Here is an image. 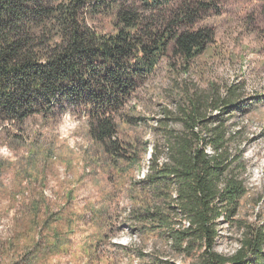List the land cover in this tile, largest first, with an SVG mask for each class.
I'll return each mask as SVG.
<instances>
[{
    "label": "trees",
    "instance_id": "16d2710c",
    "mask_svg": "<svg viewBox=\"0 0 264 264\" xmlns=\"http://www.w3.org/2000/svg\"><path fill=\"white\" fill-rule=\"evenodd\" d=\"M220 1L0 0V138L25 152L0 157V210H14L0 264H47L70 250L77 230H91L84 264L101 263L98 250L114 226L109 207L121 193L129 207L120 223L142 244L191 264H264V221L243 225L232 254L215 250L220 219L238 224L245 193L227 124L241 88L200 89L182 77L213 44L214 29L203 21L220 12ZM162 70L167 80L154 92L167 102L155 103L150 123L139 102ZM66 113L85 120L97 160L119 172L115 194L104 191L81 213L74 189L46 193L56 157L42 129L28 130L32 120L48 127ZM140 126L151 129L150 141L132 133ZM112 246L136 264H171L135 242Z\"/></svg>",
    "mask_w": 264,
    "mask_h": 264
},
{
    "label": "rangeland",
    "instance_id": "374dc122",
    "mask_svg": "<svg viewBox=\"0 0 264 264\" xmlns=\"http://www.w3.org/2000/svg\"><path fill=\"white\" fill-rule=\"evenodd\" d=\"M219 5L220 12L210 14L203 21L214 29L213 44L191 63L186 76L182 77L200 89L214 88L223 92L224 87L230 84L241 88L240 108L232 111L227 124L234 136L230 145L232 151L236 152L235 157H239V179L243 181L245 193L236 216L238 224L232 225L220 219L215 240V250L230 255L239 247L243 225L261 224L264 221V0H221ZM166 80L165 70H162L159 76L148 82L146 90L141 94L143 102L140 101L139 106L150 123L158 115L155 103L167 102L164 93L156 96L158 92H154ZM257 98L261 101L257 102ZM40 123L37 119L32 120L28 130L42 129L45 132V143L53 150L52 157H56L53 169L48 174L47 194L54 198L52 193L61 191L63 187L74 189V205L78 213L84 212L87 202H91L94 207L98 206L104 191L115 194L119 185L114 180L119 172L108 170L97 160L102 156L87 138L84 119L66 113L56 124L42 127ZM132 133L144 142L153 137L147 126H140ZM149 151L150 147L146 159L149 158ZM23 153V149L11 150L5 140L0 138V157L12 160ZM89 157H94L95 162H91ZM146 164L144 162L141 169L134 172L136 178L143 176ZM128 207L124 193L113 196L109 207L113 217V232L110 233V240L98 250L102 257L99 264L140 263L137 257L130 260L112 246V243L130 245L133 242L145 253H153L171 264H191V258L182 259L165 247L160 249L159 244L158 248H152L151 241L142 244L138 234L120 223L124 221ZM13 213V209L0 210V214H3L0 217V242L11 227ZM90 231L82 233L77 230L72 236L70 250L52 257L47 264H84L82 245L85 235Z\"/></svg>",
    "mask_w": 264,
    "mask_h": 264
}]
</instances>
